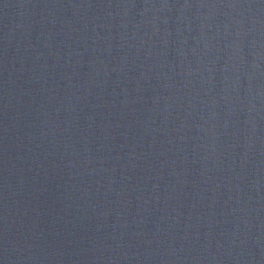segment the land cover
Segmentation results:
<instances>
[{"label":"water","instance_id":"1","mask_svg":"<svg viewBox=\"0 0 264 264\" xmlns=\"http://www.w3.org/2000/svg\"><path fill=\"white\" fill-rule=\"evenodd\" d=\"M0 264H264V0H0Z\"/></svg>","mask_w":264,"mask_h":264}]
</instances>
